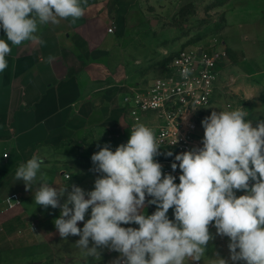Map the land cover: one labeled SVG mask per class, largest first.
Here are the masks:
<instances>
[{
    "label": "crops",
    "instance_id": "0c3cea01",
    "mask_svg": "<svg viewBox=\"0 0 264 264\" xmlns=\"http://www.w3.org/2000/svg\"><path fill=\"white\" fill-rule=\"evenodd\" d=\"M139 2L116 0L113 16L84 13L78 19L40 25L43 43L10 45L8 68L0 73V264H113L120 255L101 248L99 256H91L76 246L79 236L62 239L54 225L60 209L36 205L34 189L26 190L14 177L17 167L38 153L44 164L37 183L42 175L53 187L68 186L67 192L72 185L85 193L94 190L95 180L103 174L94 170L91 156L105 145L115 151L130 136L123 128L118 79L125 74L130 80L150 78L162 71L155 64L161 35L151 36L145 24H128ZM241 7L226 11L225 33L238 30L247 36V41L236 44L240 57L234 60L233 71L241 78V94H257L264 89V68H255L251 60L261 52V42L256 20L249 21ZM0 38L6 39L2 29ZM155 211L156 205L146 203L145 214ZM90 215L89 209L85 221ZM167 215L174 220V208ZM83 224L78 222V227ZM227 250L226 246L222 254ZM208 253L207 247L199 262L188 264H213Z\"/></svg>",
    "mask_w": 264,
    "mask_h": 264
},
{
    "label": "clouds",
    "instance_id": "9594fccd",
    "mask_svg": "<svg viewBox=\"0 0 264 264\" xmlns=\"http://www.w3.org/2000/svg\"><path fill=\"white\" fill-rule=\"evenodd\" d=\"M84 2L0 0V29L6 35L0 38V73L8 68L11 46L43 43L39 26L82 17ZM181 74L187 77L189 69ZM247 117L241 107L214 110L205 117L203 147L175 156L182 172L179 184L162 172L155 160L161 147L155 131L140 122L132 125L126 144L115 151L105 145L91 156L94 170L103 174L92 191L72 185L67 192L68 186L53 187L42 175L37 183L44 164L38 153L17 167L14 178L26 190L34 189L36 205L60 209L54 225L62 239L79 236L76 246L91 256H99L101 248L118 252L113 264L199 262L213 239L210 225L216 235L229 238L233 264H264V121L253 126ZM171 168L175 171L177 164ZM236 191L245 194L237 196ZM146 203L156 205L153 214H145ZM171 208L174 220L167 215ZM78 222H84L82 229ZM128 224L138 228L121 226ZM214 264L228 260L217 256Z\"/></svg>",
    "mask_w": 264,
    "mask_h": 264
},
{
    "label": "built area",
    "instance_id": "2783aa9c",
    "mask_svg": "<svg viewBox=\"0 0 264 264\" xmlns=\"http://www.w3.org/2000/svg\"><path fill=\"white\" fill-rule=\"evenodd\" d=\"M163 54L164 61L160 58L155 63L162 68L160 73L137 80H130L125 74L118 84L122 87L123 128L130 132L137 122L151 127L161 146L155 160L176 181L179 176L171 168L173 163L179 165L175 156L203 147L197 119L218 91L226 96L234 94L236 77L234 59L221 36L214 35L207 41L186 44ZM184 68L189 69L187 77L181 74Z\"/></svg>",
    "mask_w": 264,
    "mask_h": 264
},
{
    "label": "rangeland",
    "instance_id": "374dc122",
    "mask_svg": "<svg viewBox=\"0 0 264 264\" xmlns=\"http://www.w3.org/2000/svg\"><path fill=\"white\" fill-rule=\"evenodd\" d=\"M139 3L128 16V24L131 26L145 24L150 28L148 31H151L149 33L151 36L154 33L161 35L160 57L158 58H161V61H164L163 53L166 50L175 51L186 44L207 41L216 35L224 38L237 62L240 56H238L236 44L247 41L248 38L246 35L241 36L238 30L230 32L229 35L225 33L227 26L225 13L237 4L242 5L241 8L247 12L246 18L256 20L253 21V24L261 42V52H258L257 56L251 60L252 65L255 68H264V0H241V2L239 0H140ZM83 7L84 13L88 15L107 14L113 16L116 0H86ZM249 10L252 11L251 14L248 13ZM233 73L237 78L233 86L234 94L226 96L218 91L210 106L197 119L199 133L202 137L204 129L201 122L214 110L241 107L248 113L246 119L251 120L253 126L264 121V89L259 90L257 94H241L238 90L241 78L238 72L233 71ZM176 170L181 171L178 165ZM244 194L243 191H236L237 196ZM209 231L213 239L207 245L209 248L208 258L213 261V264L217 256L228 260V264H233L230 260L229 249L227 254H222L224 248L228 247L229 238L216 235L214 226L210 225ZM236 264H245V262L239 261Z\"/></svg>",
    "mask_w": 264,
    "mask_h": 264
}]
</instances>
